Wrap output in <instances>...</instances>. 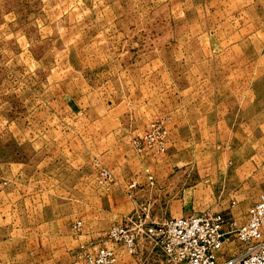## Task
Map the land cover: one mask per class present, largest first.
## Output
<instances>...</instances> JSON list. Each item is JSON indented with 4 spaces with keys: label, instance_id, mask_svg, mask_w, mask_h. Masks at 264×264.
Returning <instances> with one entry per match:
<instances>
[{
    "label": "rangeland",
    "instance_id": "obj_1",
    "mask_svg": "<svg viewBox=\"0 0 264 264\" xmlns=\"http://www.w3.org/2000/svg\"><path fill=\"white\" fill-rule=\"evenodd\" d=\"M211 107L218 110L211 114ZM177 110L187 122L174 140L167 122ZM256 114L264 116V0H0L3 250L15 247L22 264H30L19 248L27 238L61 229L53 218H78V197L103 198L112 190L116 182L102 188L97 174L107 168L99 153L117 146L100 145L107 139L100 132L113 121L135 134L117 148L124 156L156 163L187 148L192 152L181 151L183 162L201 164L237 152L221 172L228 176L253 151ZM154 122L168 131L165 152L139 153L134 140ZM160 167L159 186L147 170L154 203L162 194L189 196L200 180L194 166ZM140 183L130 181L129 197H137ZM214 185V196H221V184ZM261 194L264 185L256 201ZM182 209L208 210L164 204L157 211L179 218ZM143 212L139 207L129 218ZM73 223L74 229L81 222Z\"/></svg>",
    "mask_w": 264,
    "mask_h": 264
},
{
    "label": "crops",
    "instance_id": "obj_2",
    "mask_svg": "<svg viewBox=\"0 0 264 264\" xmlns=\"http://www.w3.org/2000/svg\"><path fill=\"white\" fill-rule=\"evenodd\" d=\"M212 107L210 111L218 110L217 108L212 109ZM178 111L173 112L171 114L172 119L167 122L168 129H170L174 140H177L179 136L181 124L187 122L186 119H180V114V118L176 116ZM174 116L175 119L173 118ZM189 118L191 119V117ZM253 125L255 127L253 151L248 154L244 167H238L226 176L221 172L226 169L227 162H230L237 152H223L219 155L218 159H214L212 155V158L207 159L205 163L201 164L200 162L196 164V160L193 159L187 163L183 162L180 154L181 151L192 152V149L187 150V148L177 149L171 152L168 158L162 162L156 161V163L148 159L144 160L143 157H135L132 153L124 156L118 151L120 144L126 139H129L130 142L132 138L130 135L134 132L120 129L122 125L119 121H113L108 125L107 132L105 130L100 132L101 134H106L105 137L107 138L103 142L101 141L100 145L103 146L111 140L117 146L115 148L112 147L111 151L99 153L102 163L115 175L116 183L112 187V190L105 197L103 195V198L102 196L88 199L78 197L76 203L79 207L83 208V211L78 212V218L70 219L64 218V216H61L60 219L53 218V221L62 224L61 229H49L44 235L37 233L31 238H27L24 244L21 242L22 245L19 247H25V253L21 251L20 254L27 256L30 264H83L79 252L89 248L92 243L100 242L101 237L113 226L127 222L128 218L133 216L135 211L139 210V207L144 211L141 216L146 219L147 223L154 222L151 218H172L170 216L173 215L169 216L167 210L157 211L164 204L167 206L169 204L171 206L201 207L205 209L211 208L215 211H229L234 217L230 219L239 226L243 225L246 222V218L240 217L246 216L249 208L256 202L255 196L258 190L264 185V116L256 114ZM194 139L195 136L191 135L189 140ZM103 148L105 147L103 146ZM150 162H152V165ZM179 165L197 167V172L200 170L199 184L197 183L196 186L188 189L191 191L189 196L179 194V198H172L170 194L166 196L162 194L157 200L158 202H152L153 199L151 200V197L147 195V191L149 193L152 190L148 182L147 170L150 168L155 172L158 180L156 183L159 186L161 185L159 179H163L164 176L161 175L160 170L162 167L160 166L177 168ZM246 176H251L248 183H245ZM134 180L141 182L140 185L143 186L142 189H139V192L134 191L137 195L136 198L129 197L126 193L127 185L130 184V181ZM215 181L221 184L222 189L221 196L218 197L214 196V187L217 185H214ZM76 189L80 190L81 187L76 186ZM145 191L146 194L143 196L142 192ZM252 195L253 197H251ZM243 199L247 201L242 203L241 200ZM155 212L158 215H154ZM184 213L185 211L182 209L181 214L184 216L189 215ZM76 220H80L82 223L79 231L74 230L73 226L71 228L70 225L73 222L75 223ZM236 243H238L237 246L239 248H237V252H234L235 248L233 247L234 245L236 246ZM6 246L7 244L4 242L0 244V264H22V261L19 259L18 250L15 247L13 249L16 251L3 250ZM111 247L116 248L119 257L118 264H166L160 251L145 241L140 242L138 252L135 255H131L118 245H111ZM242 249V244L235 238H232L230 243L226 244L218 252L219 262H224L234 257Z\"/></svg>",
    "mask_w": 264,
    "mask_h": 264
},
{
    "label": "built area",
    "instance_id": "obj_3",
    "mask_svg": "<svg viewBox=\"0 0 264 264\" xmlns=\"http://www.w3.org/2000/svg\"><path fill=\"white\" fill-rule=\"evenodd\" d=\"M169 142L162 123H151L145 136L134 140L139 153L161 155ZM153 182V177H150ZM115 183L110 170L99 166L97 184L109 189ZM132 184L129 189L136 188ZM81 223L74 227L76 231ZM100 242L81 251L84 264H118V245L131 255L145 241L157 248L166 264H264V194L250 207L246 222L239 226L229 216L213 210L195 212L158 224L147 223L143 216L128 218L125 224L110 228ZM235 238L243 249L234 257L219 262L218 252Z\"/></svg>",
    "mask_w": 264,
    "mask_h": 264
}]
</instances>
